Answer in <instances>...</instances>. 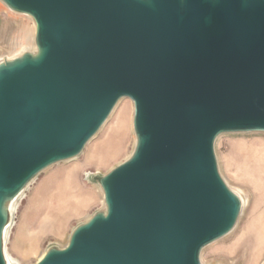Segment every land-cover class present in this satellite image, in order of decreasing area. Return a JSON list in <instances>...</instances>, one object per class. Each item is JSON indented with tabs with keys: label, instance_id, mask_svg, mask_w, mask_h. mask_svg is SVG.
I'll use <instances>...</instances> for the list:
<instances>
[{
	"label": "water",
	"instance_id": "1",
	"mask_svg": "<svg viewBox=\"0 0 264 264\" xmlns=\"http://www.w3.org/2000/svg\"><path fill=\"white\" fill-rule=\"evenodd\" d=\"M36 50L0 59V264L16 198L76 158L124 97L135 148L98 176L105 208L35 264H203L243 199L224 133L264 132V0H0Z\"/></svg>",
	"mask_w": 264,
	"mask_h": 264
},
{
	"label": "rangeland",
	"instance_id": "2",
	"mask_svg": "<svg viewBox=\"0 0 264 264\" xmlns=\"http://www.w3.org/2000/svg\"><path fill=\"white\" fill-rule=\"evenodd\" d=\"M12 21L0 58L34 42L30 16L15 14ZM133 114V101L122 98L75 159L53 164L35 177L19 202L7 240L15 264H35L48 249L64 247L78 225L105 208L97 177L132 154L136 144ZM215 149L222 177L247 202L234 230L206 246L201 262L264 264V162L258 155L264 151V132L221 134ZM69 177L74 178V191L69 189Z\"/></svg>",
	"mask_w": 264,
	"mask_h": 264
},
{
	"label": "bare ground",
	"instance_id": "3",
	"mask_svg": "<svg viewBox=\"0 0 264 264\" xmlns=\"http://www.w3.org/2000/svg\"><path fill=\"white\" fill-rule=\"evenodd\" d=\"M22 48H21V50L18 52V53H22L24 50H26V49H32V50H36V46H34L33 44H31V45H29V46H21ZM17 53V54H18ZM8 58H10V57H13V56H7ZM258 155H259V157H260V159H261V161L262 162H264V151H259L258 152ZM73 159H75V158H73ZM73 159H70V160H73ZM87 172V171H86ZM68 182H69V189L71 190V191H74L75 189H76V187H75V182H74V178H72V177H69L68 178ZM32 183V182H31ZM30 183V184H31ZM30 184L16 197V198H14V199H12V200H10L8 203H7V208L10 210V212H11V219H10V222H9V226L7 227V229H6V232H5V251H6V257H7V260H8V263L9 264H15V258L14 257H12L11 255H10V253L8 252V249H7V240H8V237H9V234H10V230H11V228L13 227V222H14V216H15V213H16V211H17V208H18V206H19V202H20V200L22 199V197H23V195L25 194V192H26V190L28 189V187L30 186ZM237 192V191H236ZM240 196H241V194L239 193V192H237ZM242 197V196H241ZM242 199H243V197H242ZM247 201H245L244 199H243V208H244V206H245V203H246ZM31 243L32 242H30L29 241V243H28V245H30L31 246ZM44 255V253L39 257V259L42 257ZM38 259V260H39Z\"/></svg>",
	"mask_w": 264,
	"mask_h": 264
},
{
	"label": "crops",
	"instance_id": "4",
	"mask_svg": "<svg viewBox=\"0 0 264 264\" xmlns=\"http://www.w3.org/2000/svg\"><path fill=\"white\" fill-rule=\"evenodd\" d=\"M15 14L17 13L11 11L0 1V47L5 43L7 30L13 22L12 15Z\"/></svg>",
	"mask_w": 264,
	"mask_h": 264
}]
</instances>
